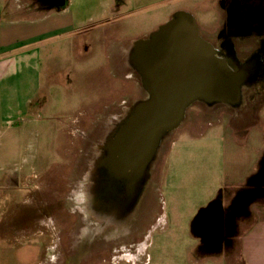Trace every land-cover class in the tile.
Returning <instances> with one entry per match:
<instances>
[{
  "label": "rangeland",
  "instance_id": "1",
  "mask_svg": "<svg viewBox=\"0 0 264 264\" xmlns=\"http://www.w3.org/2000/svg\"><path fill=\"white\" fill-rule=\"evenodd\" d=\"M31 1L37 6L42 3L50 5L49 1L45 0ZM127 1L69 0V3L65 0L54 1L57 3L55 9L65 8L69 4V13L75 16L76 28H81L78 31L82 36H91L96 31L99 32L95 36L99 66L100 64L102 66L98 70L92 66L91 70L94 71L93 75L96 78L90 75L85 81L86 91L89 94L97 87L99 93L94 94L95 96L81 97L80 105L77 91L80 89L77 88L79 83L77 82L74 88L73 80L69 76L71 70L73 72L70 65L66 72H63L62 81L64 84L67 82L71 90L72 86L77 90L67 94L65 91L67 86L62 85L58 91L56 90L57 93L51 92L47 96L49 101H46L47 110L42 112L39 146L45 157L43 161H47L48 165L43 173L35 175L30 185L28 197L33 198V206L28 208L26 217L30 220L32 215L31 230L34 234L44 233L33 241L35 242L33 250L36 252L38 250L40 253L35 264H130L138 262L140 252L142 253L140 262H144L147 253L152 255L158 250L162 252L159 259L152 255L150 260L145 262L146 264H185L187 258L193 255L186 253V241L180 236L181 234L179 237L172 234V230L176 231L177 228L171 218V203L175 199L182 201V206L178 210L179 219L186 224L192 202L203 194L199 190L188 195L176 196L174 190L182 183L198 182L203 186L210 184L209 174L219 171L218 159L221 156L220 143L216 138L218 129L208 131L210 140L196 142L197 131H202L204 126L200 124L193 127L194 130L189 133L185 130L190 125L189 118L200 114L201 111L199 113L195 111L196 107H200V110L205 112V119L210 121L211 119L228 121L233 113L243 114L244 119L251 122L254 120V123L259 125L264 124V52L259 54L257 49L255 54L248 58L249 60L240 61L237 58L242 65L254 70L251 77L242 78L241 99L238 103L195 101L187 108L182 124L163 138L157 155L150 164L144 185L149 183L151 178L153 184L159 180L164 207L160 206L161 200L156 191H153L152 196L155 198L154 209L149 216L146 215L147 206L144 201L135 212L134 206L126 210L122 204L113 199H104L101 164L107 155L106 145L119 124L129 114L134 103L148 96L135 62L138 40L147 38L179 10L193 14L199 30L209 39L216 40L218 36L221 38V34H224L219 25L223 12L218 8V0H130V4ZM255 11L253 9V13H256ZM237 12L236 8H232L229 14L232 19L229 30L233 29L234 32L237 30L234 22L239 20L244 23V20L234 17L238 16ZM116 13V22H121L124 25L123 29L120 32L114 27L109 31L100 30L102 26L100 21L108 17L111 20ZM206 21L210 29L202 28V22L204 24ZM260 30L262 31V28H259ZM258 33H253L245 38L246 40L238 41V45L236 44L238 50L234 49L235 33H232L226 41L229 54L225 56H229L231 52L236 57L238 52L249 56L260 45L258 42L261 35H264L262 32ZM87 38H82V44L88 42L90 49L92 50L94 46V50L95 45L89 41L90 39L87 41ZM122 43H125L124 46ZM68 57V53L63 54L60 51L59 59L62 63H65ZM91 57L89 56L90 59ZM109 57L126 60L129 67L128 80L124 79L122 83L118 77L119 69L111 68L108 62L106 66L104 65L105 60L109 61ZM79 58L75 59L79 60ZM76 60L72 59L71 63L78 70L81 63ZM258 60L263 62L256 63ZM122 97L126 100L124 105L120 104ZM224 107L225 111H220ZM218 113H220L219 118ZM173 139L175 145L172 153L169 152L168 155L167 151ZM98 161L100 179L98 177L94 182L97 186L94 200L101 201L102 216L96 214L91 207L95 189L92 183L95 177L92 173ZM165 167V170L169 169V171L164 172ZM169 172L171 175L168 174ZM148 195L146 194V198ZM161 213L163 218L165 216L168 218V221L157 220ZM42 220L46 224L40 223ZM16 225L20 232L22 223ZM5 231L4 234L7 233V230ZM21 236L22 234H19V237ZM15 242L20 245L22 240L13 238L10 240V245ZM9 250V252L3 250L0 255L1 264H19V255L16 251Z\"/></svg>",
  "mask_w": 264,
  "mask_h": 264
},
{
  "label": "crops",
  "instance_id": "2",
  "mask_svg": "<svg viewBox=\"0 0 264 264\" xmlns=\"http://www.w3.org/2000/svg\"><path fill=\"white\" fill-rule=\"evenodd\" d=\"M65 1L69 3V0ZM250 1L253 0H218V8L223 12L220 28L230 17L232 8L239 10ZM49 3L37 6L31 0H0V255L3 250L16 251L19 264H35L40 253L33 250V241L44 234H34L31 230L32 215L30 220L26 217L28 208L33 206V198L28 197L30 185L35 175L43 173L48 165L43 161L45 157L39 146L42 112L47 110L46 101H49L47 96L51 92L57 93L62 85L67 86L65 91L70 94L77 90L74 89L77 82L79 105L81 97L99 93L97 87L89 94L85 83L90 75L96 78L92 66L97 70L102 66H99L95 36L99 32L82 36L78 31L81 28H76L75 16L69 13V4L55 9L57 3ZM127 3L130 4V0ZM108 18L100 21V25H108L101 26L100 30L109 31L114 27L120 32L123 29L124 25L116 22L117 13L111 20ZM207 24V21L202 22V28L210 29ZM82 38L90 39L95 49L93 46L91 50L88 42L83 45ZM60 51L69 54L65 63L59 59ZM76 57H80L79 60ZM72 59L80 61V69L73 66ZM108 60L104 65L108 62L111 68L119 69L118 77L122 83L124 79L128 80L126 60L117 57ZM68 66L73 69L69 75L74 83L72 90L67 82L64 84L62 81ZM120 104H126L123 97ZM196 109L197 113L201 111L200 114L189 118L190 125L185 130L190 133L193 127L204 126L195 137L196 142L202 143L210 140L209 130L218 129L216 138L220 143L221 156L218 159L219 171L209 174L210 184L203 186L198 182H188L175 187L176 196L199 190L203 194L192 202L186 224L179 219L182 201L175 199L171 203V218L177 228L172 230V234L176 237L181 234L186 241V253L193 255L185 264H264V124L259 125L254 120L244 119L243 114L233 113L228 121H210L205 119V112L200 107ZM174 145L173 139L168 155ZM165 169L164 172L169 171ZM158 181L154 184V191L159 195L160 206L164 207ZM146 206L147 213L151 215L154 204L148 202ZM160 215L162 217L157 220L168 221L166 216ZM18 223H22L20 232ZM40 223L46 224L43 220ZM5 230L9 235L4 234ZM13 238H20L22 243L10 245ZM161 254L158 250L152 255L159 259ZM139 255L138 262L130 264H146L152 257L147 253V259L140 262L142 253Z\"/></svg>",
  "mask_w": 264,
  "mask_h": 264
},
{
  "label": "water",
  "instance_id": "3",
  "mask_svg": "<svg viewBox=\"0 0 264 264\" xmlns=\"http://www.w3.org/2000/svg\"><path fill=\"white\" fill-rule=\"evenodd\" d=\"M261 8L234 17L247 24L264 16ZM137 46L135 62L148 96L134 103L110 137L101 164L103 198L126 210L137 203L163 138L182 124L187 108L195 101L238 103L242 78L254 72L232 52L219 55L185 10L175 12Z\"/></svg>",
  "mask_w": 264,
  "mask_h": 264
},
{
  "label": "flooded vegetation",
  "instance_id": "4",
  "mask_svg": "<svg viewBox=\"0 0 264 264\" xmlns=\"http://www.w3.org/2000/svg\"><path fill=\"white\" fill-rule=\"evenodd\" d=\"M224 6L226 7L227 5L224 4ZM254 6L256 7H261L262 6V9L261 11H264V0H253V1H250L248 4H243V6L237 10L239 13H242V14H246L247 12H251L253 13V9H254ZM227 8V7H226ZM263 15H261L259 18H256L252 21H250L249 23H241L239 20H237V22H234V27H237L234 32V30H229L231 28L230 26V22H231V18L227 17L226 19V22L225 24H223V28H221V31H223L224 34H221V38L218 36L216 40H212V39H209L208 37L204 36L201 31H200V34L206 39L208 40L209 42H211L213 44V46L215 47V49H217L219 55L221 56H225V55H228L229 54V48L227 47V44H226V41H227V38L232 34V33H235V39H234V43H235V50L237 49V43L238 41H242V39L244 40L245 38H247L248 36L250 37V35H252L253 33H257L259 34L258 32H262L264 33V20H263ZM261 19V20H260ZM235 20V21H236ZM230 21V22H229ZM240 23V24H239ZM259 28H262V31L260 30L259 31ZM222 33V32H221ZM264 35H261V39H260V42H258V44L260 43L259 46H257L255 48V50H253L249 56H246V55H241L238 51V54H237V58L240 60V61H246L249 57L253 56L255 54V52L257 51V49H259L258 53L259 54H263L264 52ZM246 40V39H245ZM237 44V45H236ZM238 50V49H237ZM242 56H246V57H242ZM263 57H264V54H263ZM249 60V59H248ZM98 164H96L94 166V169H93V184L94 182H96L98 180V177L100 179V172H98V166H100L99 164V161L97 162ZM151 178V177H150ZM155 183V182H154ZM153 181H152V178L150 179L149 183H147L145 185V187L143 188L140 196H139V199L137 201V203L135 204V206L133 207L134 211H138V208H140V206H142V201H144V203H151V204H154L155 202V198H153V191H154V188H153ZM94 197H93V200H92V204H91V207L92 209L96 212V214H98L99 216H102L103 214V209L101 207V201L99 202L98 200H94L95 199V195H96V192H97V186L96 184H94ZM100 193V192H98ZM146 194L148 195V197L146 198ZM144 198H146L144 200ZM146 215L149 216V213H146ZM130 217H128V220H129Z\"/></svg>",
  "mask_w": 264,
  "mask_h": 264
},
{
  "label": "bare ground",
  "instance_id": "5",
  "mask_svg": "<svg viewBox=\"0 0 264 264\" xmlns=\"http://www.w3.org/2000/svg\"><path fill=\"white\" fill-rule=\"evenodd\" d=\"M237 10V9H236ZM235 11V10H234ZM88 192V191H87Z\"/></svg>",
  "mask_w": 264,
  "mask_h": 264
}]
</instances>
